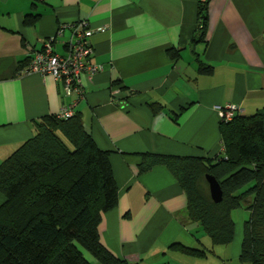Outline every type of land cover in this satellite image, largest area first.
I'll return each instance as SVG.
<instances>
[{"label": "crops", "instance_id": "1", "mask_svg": "<svg viewBox=\"0 0 264 264\" xmlns=\"http://www.w3.org/2000/svg\"><path fill=\"white\" fill-rule=\"evenodd\" d=\"M198 1L0 0V163L32 136L35 120L70 106L95 144L109 151L118 203L102 213L98 231L126 264H245L239 260L245 212L237 210L232 243L212 245L187 218L186 195L165 166L138 172L144 153L221 151L216 105H238L246 116L264 110V0H208L205 40L193 43ZM80 20L93 29L90 60L102 69L81 75L79 94L65 95L51 75L17 73L49 40L53 51L65 53L73 32L59 28ZM200 63L213 71L200 73Z\"/></svg>", "mask_w": 264, "mask_h": 264}, {"label": "trees", "instance_id": "2", "mask_svg": "<svg viewBox=\"0 0 264 264\" xmlns=\"http://www.w3.org/2000/svg\"><path fill=\"white\" fill-rule=\"evenodd\" d=\"M191 42L204 41L208 0L197 4ZM32 22L36 20L33 17ZM175 57L178 52L171 50ZM31 59L16 68L22 73ZM210 74L213 66L200 63ZM153 112L158 110L150 104ZM222 150L213 157L141 154L138 172L165 166L186 195L185 212L212 245H229L235 235L234 210L242 222L239 260L264 264V110L220 120ZM84 127L78 113L68 118L47 114L34 121L31 137L0 163V264H126L100 240L102 213L118 203V189L108 160ZM220 183L215 202L205 175ZM191 255L205 250L174 243Z\"/></svg>", "mask_w": 264, "mask_h": 264}, {"label": "built area", "instance_id": "3", "mask_svg": "<svg viewBox=\"0 0 264 264\" xmlns=\"http://www.w3.org/2000/svg\"><path fill=\"white\" fill-rule=\"evenodd\" d=\"M73 32V39L69 42L66 52L63 54L53 51L51 41H47L43 50L35 52L29 66L24 72H37L41 75H51L56 79L65 95L81 92V75L88 73L93 75L102 69V66L91 62L92 47L90 36L93 29L86 20H80L63 24L59 28V34L64 28ZM215 109L219 119L230 121L235 114L241 112V108L235 104L216 105ZM73 115L70 106L63 107L57 116L68 118Z\"/></svg>", "mask_w": 264, "mask_h": 264}, {"label": "water", "instance_id": "4", "mask_svg": "<svg viewBox=\"0 0 264 264\" xmlns=\"http://www.w3.org/2000/svg\"><path fill=\"white\" fill-rule=\"evenodd\" d=\"M205 178L208 183V189H209L211 198L215 202H219L222 198V190L220 187V183L215 179L214 176L210 174H206Z\"/></svg>", "mask_w": 264, "mask_h": 264}, {"label": "rangeland", "instance_id": "5", "mask_svg": "<svg viewBox=\"0 0 264 264\" xmlns=\"http://www.w3.org/2000/svg\"><path fill=\"white\" fill-rule=\"evenodd\" d=\"M236 215H237V210H234L233 212H232V217H233V219H234V221H235V219H236ZM246 216V215H245ZM247 217V216H246ZM241 233H242V231H241ZM204 235L205 236H207V234L204 232Z\"/></svg>", "mask_w": 264, "mask_h": 264}]
</instances>
